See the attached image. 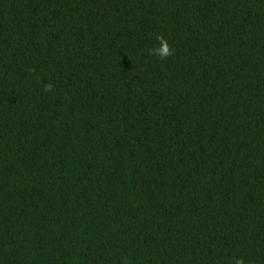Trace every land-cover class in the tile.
Listing matches in <instances>:
<instances>
[{
    "label": "trees",
    "instance_id": "16d2710c",
    "mask_svg": "<svg viewBox=\"0 0 264 264\" xmlns=\"http://www.w3.org/2000/svg\"><path fill=\"white\" fill-rule=\"evenodd\" d=\"M236 257L264 264V0H0V264Z\"/></svg>",
    "mask_w": 264,
    "mask_h": 264
},
{
    "label": "clouds",
    "instance_id": "9594fccd",
    "mask_svg": "<svg viewBox=\"0 0 264 264\" xmlns=\"http://www.w3.org/2000/svg\"><path fill=\"white\" fill-rule=\"evenodd\" d=\"M156 39L159 41V45L150 50V55H155L161 60L167 59L168 57L172 56L174 49L170 47L167 37L158 34L156 36ZM37 80H39V77H37ZM53 87L54 85L51 82L44 83L43 91L49 92L53 89ZM234 264H246V261L243 257H236Z\"/></svg>",
    "mask_w": 264,
    "mask_h": 264
}]
</instances>
